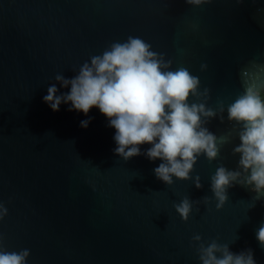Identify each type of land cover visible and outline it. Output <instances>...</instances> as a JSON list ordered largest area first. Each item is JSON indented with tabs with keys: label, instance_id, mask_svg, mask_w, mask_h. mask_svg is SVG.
<instances>
[{
	"label": "water",
	"instance_id": "obj_1",
	"mask_svg": "<svg viewBox=\"0 0 264 264\" xmlns=\"http://www.w3.org/2000/svg\"><path fill=\"white\" fill-rule=\"evenodd\" d=\"M128 36L165 53L173 69L184 66L198 76L201 91L211 90L209 107L223 101L226 109L247 82L264 86V0L200 6L186 0H0V202L8 209L0 234L6 249H30L28 264H201V241L192 239L199 234L205 244H229L233 253L251 248L264 264L256 238L264 196L255 200L251 186L237 184L217 209L210 188L221 164L238 165L232 149L240 140L226 110L223 122L216 117L207 127L231 142L216 160L199 157L191 175H199L203 187L196 188L193 180L173 177L167 185L158 179L159 158L126 161L115 154L116 129L98 107L85 115L70 111L68 102L53 111L43 100L53 83L58 95L70 91L55 80L57 73L72 78L91 56ZM185 196L213 199L194 205L186 222L174 207Z\"/></svg>",
	"mask_w": 264,
	"mask_h": 264
},
{
	"label": "clouds",
	"instance_id": "obj_2",
	"mask_svg": "<svg viewBox=\"0 0 264 264\" xmlns=\"http://www.w3.org/2000/svg\"><path fill=\"white\" fill-rule=\"evenodd\" d=\"M186 2L200 6L205 0ZM172 65L173 60L154 51L149 42L128 36L124 41L112 42L102 54L91 56L90 62L85 61L72 78L57 73L55 80L64 88L70 86V91L58 95L59 89L53 83L43 100L53 111H59L61 104L68 102L70 111H82L85 115L98 107L108 118V126L116 129L115 154L126 161L139 155L152 161L159 158L163 162L153 170L158 179L167 185L174 183L173 177L193 180L196 188L203 187L201 177L191 175L199 157L206 156L209 162L216 160L223 145L231 142V136L219 137L207 127L216 117L223 122L226 110L228 121L234 122L232 131L240 140L232 149L234 155L239 154V160L237 169L230 170L221 164L211 176L216 208L224 207L229 200V188L237 184L251 186L257 193L255 200L260 199L264 196V86L247 82L244 91L226 109L223 101L212 108L207 104L211 90L201 91L200 78L184 66L173 69ZM206 67L201 65V70ZM192 97L196 100L192 101ZM91 119L81 121V126L87 127ZM143 144L152 146L142 152ZM212 199L204 196L193 201L185 196L174 207L187 222L194 205H208ZM7 214V207L0 202V220ZM256 238L264 247V223ZM192 239L201 241L197 247L201 264H257L251 248L233 253L229 244L217 240L205 244L199 234ZM30 254L26 248L8 251L0 234V264H28Z\"/></svg>",
	"mask_w": 264,
	"mask_h": 264
}]
</instances>
